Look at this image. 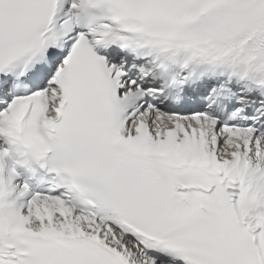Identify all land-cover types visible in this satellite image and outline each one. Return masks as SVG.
<instances>
[{
	"label": "snow or ice",
	"instance_id": "1",
	"mask_svg": "<svg viewBox=\"0 0 264 264\" xmlns=\"http://www.w3.org/2000/svg\"><path fill=\"white\" fill-rule=\"evenodd\" d=\"M0 264H264V0H0Z\"/></svg>",
	"mask_w": 264,
	"mask_h": 264
}]
</instances>
